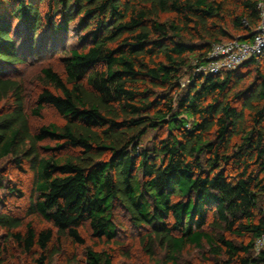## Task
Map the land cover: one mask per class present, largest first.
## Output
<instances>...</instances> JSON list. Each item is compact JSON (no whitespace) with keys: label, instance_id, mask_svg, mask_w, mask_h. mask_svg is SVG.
Masks as SVG:
<instances>
[{"label":"trees","instance_id":"16d2710c","mask_svg":"<svg viewBox=\"0 0 264 264\" xmlns=\"http://www.w3.org/2000/svg\"><path fill=\"white\" fill-rule=\"evenodd\" d=\"M258 2L0 0V102L8 101L0 113V161L30 164L37 193L30 212L53 224L38 231L0 212V264L9 247L32 256L31 264H51L62 253L59 243L84 245L86 222L94 237L115 241L117 206L134 227L149 230L147 249L153 254L157 241L167 264H177L188 246L208 247L212 264H264V249L255 251L264 233V55L243 64L256 66L260 82L253 87L242 85L237 69L197 70L215 43L252 38ZM15 21L26 26L32 54L36 45L46 53L52 39L58 45L54 38L73 24L79 31L78 43L61 49L63 72L42 69L46 86L33 110L53 106L63 125L34 131L24 82L2 75L28 61ZM42 29L45 41L36 42ZM184 69L190 75L183 90ZM150 130L164 135L141 146ZM46 140L57 142L49 156L41 152ZM226 233L250 241L239 245ZM83 264L115 263L110 252L88 247Z\"/></svg>","mask_w":264,"mask_h":264},{"label":"rangeland","instance_id":"374dc122","mask_svg":"<svg viewBox=\"0 0 264 264\" xmlns=\"http://www.w3.org/2000/svg\"><path fill=\"white\" fill-rule=\"evenodd\" d=\"M4 7H0V11ZM5 10V9H4ZM170 15L163 16V19L169 18ZM15 36L19 40V45L22 46V50L26 52L28 61L17 66H12L6 71H2L3 76L17 77L22 80L26 88L27 96V112L30 123L34 131L38 130L43 125H47L51 122H55L59 125H63L65 122L64 116L53 106H45L39 114L33 112L36 108V97L39 92L45 87V82L42 79V69L46 66H52L55 70L63 72L61 49H69L73 45L78 43L79 31L73 24L71 30L67 33H61L54 38L55 44L53 46L52 40H50L47 52L43 53V49L37 52V45L35 46V53L28 51L27 45V28L20 22L15 21ZM229 31L236 36L238 33L229 28ZM47 29H42L36 36V42L45 41V37L48 33ZM46 33V35H44ZM22 35V38L21 36ZM42 39V40H41ZM60 49H56L57 47ZM30 47V46H29ZM26 56V57H27ZM192 65L195 66L196 60L191 58ZM264 65V63H262ZM237 72L245 76L242 85L254 86L258 85L260 79L256 66H243L237 68ZM183 77L181 79V88L184 90L189 84V72L184 69ZM8 109V101L0 102V113L5 112ZM162 130H150L143 138L141 146H149L155 140H158L163 134ZM41 152L44 156H49L53 153L52 148L57 146V142L53 140H46L41 143ZM70 150H62L58 154H65ZM0 176L4 179V188H0V212L14 214L20 216L25 223L31 222L33 226L39 231L47 227H53V224L46 220L43 216L31 213L32 202L36 199L37 193L35 190V175L29 163L23 164L22 167H18L15 161L11 157L4 158L0 161ZM8 187H15L22 193L15 194L9 193ZM115 218L118 224V236L115 241H108L106 239H98L93 236L92 229L88 222L84 223L81 227L82 237L84 239V245H73L68 241L59 243L62 253L56 255L51 264H83L85 260V253L88 247H91L98 251H108L113 255L115 264H167L165 262L166 252L162 246L154 241L151 246L154 253L146 247V241L143 237L149 231L145 228H136L133 226L130 215L122 207L117 206L115 209ZM208 230H211L207 226ZM226 236L233 240L235 243L247 244L250 241V236H236L230 233H226ZM5 231L0 229V246L5 240ZM256 251V250H255ZM254 254H256L253 251ZM75 257L74 261L70 263V259ZM6 260V264H31L33 262L32 256L23 255L15 247H9V251H6L3 256ZM177 264H212L215 262V257L208 252V247L197 248L195 246H188L177 257ZM170 264V263H169Z\"/></svg>","mask_w":264,"mask_h":264},{"label":"built area","instance_id":"2783aa9c","mask_svg":"<svg viewBox=\"0 0 264 264\" xmlns=\"http://www.w3.org/2000/svg\"><path fill=\"white\" fill-rule=\"evenodd\" d=\"M257 8L260 20L256 32L250 40H231L215 43L207 56V63L197 68L205 74L219 75L235 70L253 57L264 55V0H259ZM264 249V233L255 241V250Z\"/></svg>","mask_w":264,"mask_h":264}]
</instances>
